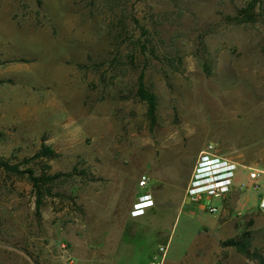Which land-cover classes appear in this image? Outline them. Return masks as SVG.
<instances>
[{
	"label": "rangeland",
	"instance_id": "obj_1",
	"mask_svg": "<svg viewBox=\"0 0 264 264\" xmlns=\"http://www.w3.org/2000/svg\"><path fill=\"white\" fill-rule=\"evenodd\" d=\"M209 144L240 164L217 215L183 201ZM0 162V264H87L151 191L167 238L117 264H258L230 241L264 257V0H0Z\"/></svg>",
	"mask_w": 264,
	"mask_h": 264
},
{
	"label": "built area",
	"instance_id": "obj_2",
	"mask_svg": "<svg viewBox=\"0 0 264 264\" xmlns=\"http://www.w3.org/2000/svg\"><path fill=\"white\" fill-rule=\"evenodd\" d=\"M240 164L221 156L214 144H209L200 151L193 168L189 184L185 192V205L198 204L207 200V211L211 215L220 214V210L212 202L220 200L222 204L231 197L235 190V178L239 172ZM247 179L254 189L261 188L264 182V170L245 167ZM150 184V179L142 176L139 181V189L145 190ZM243 188L246 186L243 185ZM155 207L151 193H145L137 197L132 211V218H140ZM223 209V208H222ZM258 211L264 215V192L259 201ZM168 254V246L160 247L158 255L150 264H164Z\"/></svg>",
	"mask_w": 264,
	"mask_h": 264
},
{
	"label": "crops",
	"instance_id": "obj_3",
	"mask_svg": "<svg viewBox=\"0 0 264 264\" xmlns=\"http://www.w3.org/2000/svg\"><path fill=\"white\" fill-rule=\"evenodd\" d=\"M189 181H190V179H189ZM185 192H186V190H185ZM185 192H184L183 201L185 200ZM149 193H151L153 196V191H151ZM153 200H154V204H155V199L153 198ZM135 201H136V199H135ZM155 208H156V206L154 208L150 209L146 213L145 216L140 217V218H132L131 214H130L129 229L128 230L122 229V231L119 232L120 234H118V237L116 238L115 248L113 249V251H109L107 249V245L109 244L110 240L113 237L112 233L111 234L108 233V234H106L105 238L102 240V242H101L102 245L99 246L98 250L94 254H90V256L87 255L86 263L91 264V263H94L95 261H97L98 264H117V262H118L117 259L119 258V256H122L124 253L131 252V244H130L131 242L130 241L132 240V238L133 237L136 238L138 235L143 234L144 232L151 233V231H152L153 235L156 238H159L160 240L165 238L164 240H166L167 234L163 232V230H164L163 227L161 225H159V224H161V222L155 221L153 219V217H154L153 211Z\"/></svg>",
	"mask_w": 264,
	"mask_h": 264
},
{
	"label": "trees",
	"instance_id": "obj_4",
	"mask_svg": "<svg viewBox=\"0 0 264 264\" xmlns=\"http://www.w3.org/2000/svg\"><path fill=\"white\" fill-rule=\"evenodd\" d=\"M255 2L257 0H254ZM259 1V0H258ZM254 6H251V10H248L246 12L243 13L242 18H238L237 22L238 23H242L245 21V18L247 19L249 17V12L253 11ZM140 96L141 98L148 104V113H149V118L152 122H154L155 120V110H156V104L154 99L147 93V91L144 89V86L141 85L140 87ZM53 155V152L51 149L44 147L42 150V153L38 154L36 157L40 158V157H50ZM0 168L8 170V171H12L14 173H16L17 175L23 176L24 174L22 172L19 171L18 167H11L8 166L7 164L0 162ZM34 184H37V180L33 177L30 176L29 178ZM41 205V200L38 201V207H40ZM230 244L232 246H234L241 254H243L244 256H252L254 257L255 260L258 261V264H264V257L263 255L259 252V251H254L253 253L250 252L249 247L251 245V240L250 238L243 236L241 238V240H232L230 241Z\"/></svg>",
	"mask_w": 264,
	"mask_h": 264
}]
</instances>
